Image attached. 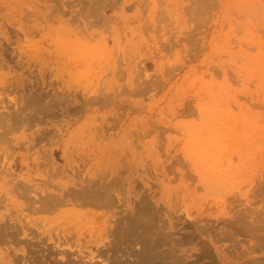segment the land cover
Here are the masks:
<instances>
[{
    "label": "rangeland",
    "instance_id": "rangeland-1",
    "mask_svg": "<svg viewBox=\"0 0 264 264\" xmlns=\"http://www.w3.org/2000/svg\"><path fill=\"white\" fill-rule=\"evenodd\" d=\"M21 133L38 264H264V0H0L2 170Z\"/></svg>",
    "mask_w": 264,
    "mask_h": 264
},
{
    "label": "crops",
    "instance_id": "crops-1",
    "mask_svg": "<svg viewBox=\"0 0 264 264\" xmlns=\"http://www.w3.org/2000/svg\"><path fill=\"white\" fill-rule=\"evenodd\" d=\"M32 134L34 133L24 136L26 134L21 133L14 140H9L10 148L15 150L12 163L14 165L17 162L20 169L14 170L11 165L10 169L0 168V231L4 234L0 235V264H38V258L44 260L45 254L35 256L33 244L34 241H48L44 238H48L46 217L50 212L46 204L49 197H63V193L50 195L48 192L49 180L45 169L47 160L43 146L35 145L37 142H43L39 136ZM2 153L0 151V154ZM34 184H38L39 189H36ZM81 204L82 202L79 203ZM90 206L92 205L85 207ZM66 209V205H63L57 211L62 213ZM56 242H65V238L58 237Z\"/></svg>",
    "mask_w": 264,
    "mask_h": 264
},
{
    "label": "bare ground",
    "instance_id": "bare-ground-1",
    "mask_svg": "<svg viewBox=\"0 0 264 264\" xmlns=\"http://www.w3.org/2000/svg\"><path fill=\"white\" fill-rule=\"evenodd\" d=\"M96 194V193H95ZM84 195V194H83ZM94 195V194H93ZM91 195V196H93ZM97 195V194H96ZM86 196V195H85ZM89 196V194L87 195ZM98 196H96L97 198ZM92 198V197H91ZM88 199V198H87ZM94 201V197L92 198ZM91 200V199H89ZM87 202V200H86ZM63 204H65V200L63 197H60V196H57V197H52L51 199L49 198V200L47 201V204H46V207L47 209L49 210V212H53L54 210L57 209V207H61ZM94 204V203H93ZM98 204V203H97ZM2 229V228H1ZM3 231V230H2ZM7 231V230H6ZM0 235H4V234H1V231H0ZM1 237V236H0ZM13 237V236H12ZM27 244V243H26ZM28 246V245H27ZM29 249V248H28ZM41 260V259H40ZM43 262V261H42Z\"/></svg>",
    "mask_w": 264,
    "mask_h": 264
}]
</instances>
